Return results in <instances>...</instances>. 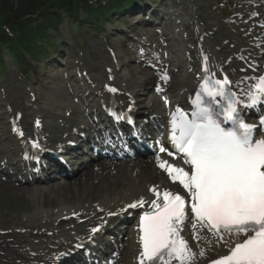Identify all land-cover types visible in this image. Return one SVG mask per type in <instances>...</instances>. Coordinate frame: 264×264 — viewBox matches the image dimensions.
Returning <instances> with one entry per match:
<instances>
[{
  "label": "snow or ice",
  "instance_id": "1",
  "mask_svg": "<svg viewBox=\"0 0 264 264\" xmlns=\"http://www.w3.org/2000/svg\"><path fill=\"white\" fill-rule=\"evenodd\" d=\"M200 79L203 84L191 116L180 112L170 120L171 144L183 154L189 169L166 162L159 166L187 190L191 212L219 241L230 243L225 241V234L236 238L228 253L211 264H264V138H255L257 129H264V117L257 125L246 120L243 113L245 107L264 104V73L247 77L251 84L242 90L243 97L232 92L227 76L214 81L205 76ZM19 135L24 136L23 131ZM38 146L33 143V147ZM152 191L156 192L155 188ZM156 196L159 198L160 193ZM144 203L141 198L127 208ZM151 205L152 210L145 211L139 220V264H171L172 260L191 264L194 253L180 235L185 199L165 191L163 202L154 199ZM98 230L93 228L92 232Z\"/></svg>",
  "mask_w": 264,
  "mask_h": 264
},
{
  "label": "bare ground",
  "instance_id": "2",
  "mask_svg": "<svg viewBox=\"0 0 264 264\" xmlns=\"http://www.w3.org/2000/svg\"><path fill=\"white\" fill-rule=\"evenodd\" d=\"M197 19H194L192 22L197 23L199 29L203 30L204 32L213 31L214 32L218 29V23L213 19H208L206 23H203L202 26H200V22H197ZM217 28V29H216ZM201 40H203V37H201ZM190 43V41H189ZM201 45L204 47H210L208 40L200 42ZM234 45L236 46L235 49H239L241 52H245L246 49L240 48L241 44H239L237 41L234 42ZM119 53V52H118ZM120 54V53H119ZM118 54V55H119ZM213 60L216 62L215 69L218 70L222 59L218 56V54H214ZM264 59V57L261 55V52L255 51L252 58H248L245 64L241 67H235L234 70H231V77L234 85L238 89L239 92H242L243 89L247 88L251 81L247 79V77H254L258 74L264 73V65L260 64V62ZM248 65V66H247ZM189 68H194V64L190 63L188 65ZM241 69H244V71H241ZM255 72H254V71ZM182 76L180 77V79ZM192 78V74H188L186 77L179 79L178 84V92H181L189 87L190 85V79ZM143 81V80H142ZM142 81L139 82L138 85H142ZM120 83L122 84L121 87L124 91L131 92L132 84H129L127 80H124L121 78ZM141 83V84H140ZM120 100L124 101V98H120ZM47 102V103H46ZM44 106H47L53 113H58L63 116H58L55 114L53 116L56 120V126L52 127L51 133L56 134V132L60 135H64L66 139L69 138V136L72 134V131L76 129V127H79L75 125V122L81 114H79L74 108V106L70 103V101L66 98L61 99H53L50 100V97H46ZM157 106H160L157 104ZM69 112L70 114L68 117L65 116V113ZM69 118L72 123H63L62 129H58V126H60V123L65 121V119ZM54 120V119H53ZM54 123V122H51ZM69 125L70 127H67ZM84 125V124H80ZM67 127V128H66ZM59 130L60 133H59ZM63 138V139H65ZM124 166V165H123ZM134 167H139L138 165H135ZM83 177V176H82ZM87 179H84L86 182ZM96 180H99L100 183H102L104 186L100 189H98L96 193L97 199H100V203L98 206H101L105 209H108L109 211L111 209L116 210L119 207H124L128 204H131L139 199H143L148 204L153 200V196H150L148 194V188L155 185V183L159 184V181L161 179L159 178V175L154 171V169L151 167V165H145L141 169L135 168L134 170H130V168L122 167L119 169L115 176H109L106 173H101L98 175ZM74 182L77 184H80L81 181L79 178L74 179ZM82 185L77 186V190H80ZM91 197V195H88ZM57 198L55 200H50L52 202H44L42 203L43 208H60L62 205H65L67 203H71L69 200L65 199L63 201H66V203H57ZM33 207L39 206L37 205L36 201L31 200ZM31 206V205H30ZM180 235L181 237L188 243V245L191 248L192 253H194V258L191 262V264H204L206 259L208 260L211 257H216L217 255H222L224 251H226L234 242L235 237L234 236H228L224 237L225 241H230V243H225L223 241H219L218 237H213V239H202L201 237L197 238L194 237L195 242L192 239V236H190L189 232L184 230V228H180ZM220 244V245H219ZM207 245V246H206ZM204 252V255L201 256L200 253ZM128 264H137V255L135 251V246L132 244L129 247L128 252ZM171 264H179L178 261L172 260Z\"/></svg>",
  "mask_w": 264,
  "mask_h": 264
},
{
  "label": "rangeland",
  "instance_id": "3",
  "mask_svg": "<svg viewBox=\"0 0 264 264\" xmlns=\"http://www.w3.org/2000/svg\"><path fill=\"white\" fill-rule=\"evenodd\" d=\"M211 3H214V0ZM203 5L206 7L207 3L203 2ZM103 186L104 185L102 183L101 184L99 183V184H95L91 186V188H86L82 190L80 189L77 191L75 189V185L73 184L69 188H64L60 186L55 189L56 195H59L57 196L56 201L57 203H60L65 199L71 201L72 199H75L76 197L81 196V195H84L85 197L88 198V195H91V196L96 195L98 189L102 188ZM51 200H55V198H52ZM35 201L38 203V205H40V207L42 206L41 199L35 200ZM29 202H30L29 199H27L26 197L19 198L17 196H12V193L9 192L6 187L0 186V216H5V215L8 216L7 212H13V211L24 212L28 210L27 206H30Z\"/></svg>",
  "mask_w": 264,
  "mask_h": 264
},
{
  "label": "trees",
  "instance_id": "4",
  "mask_svg": "<svg viewBox=\"0 0 264 264\" xmlns=\"http://www.w3.org/2000/svg\"><path fill=\"white\" fill-rule=\"evenodd\" d=\"M34 2L32 0H26L25 3H19V11L22 12L18 13L17 16H22L23 14L30 13L32 11V8L34 7L32 4ZM16 16V18H17Z\"/></svg>",
  "mask_w": 264,
  "mask_h": 264
}]
</instances>
